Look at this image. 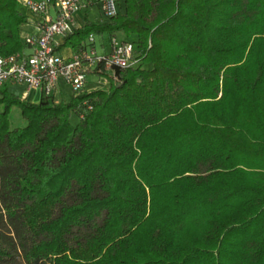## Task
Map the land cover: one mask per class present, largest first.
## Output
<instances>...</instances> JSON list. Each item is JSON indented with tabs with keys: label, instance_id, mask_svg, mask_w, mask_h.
Masks as SVG:
<instances>
[{
	"label": "trees",
	"instance_id": "obj_1",
	"mask_svg": "<svg viewBox=\"0 0 264 264\" xmlns=\"http://www.w3.org/2000/svg\"><path fill=\"white\" fill-rule=\"evenodd\" d=\"M20 8L0 0V54ZM90 33L133 46L105 88L0 87V264H264V0H117L63 44Z\"/></svg>",
	"mask_w": 264,
	"mask_h": 264
},
{
	"label": "built area",
	"instance_id": "obj_2",
	"mask_svg": "<svg viewBox=\"0 0 264 264\" xmlns=\"http://www.w3.org/2000/svg\"><path fill=\"white\" fill-rule=\"evenodd\" d=\"M20 4L33 18H29L21 32L26 47L19 52L0 54V87L22 84L27 90L49 96L63 82L72 92H79L86 87L87 74L100 76L112 67L135 64L132 43L116 36L104 40L106 52L98 50L102 42L99 39L96 47L93 33L69 55L59 51L62 40L79 27L80 13L96 5L103 18H112L117 14V0H20Z\"/></svg>",
	"mask_w": 264,
	"mask_h": 264
},
{
	"label": "rangeland",
	"instance_id": "obj_3",
	"mask_svg": "<svg viewBox=\"0 0 264 264\" xmlns=\"http://www.w3.org/2000/svg\"><path fill=\"white\" fill-rule=\"evenodd\" d=\"M20 9L26 13L28 18L30 19L33 18V15L30 14L23 6ZM87 14H88V17L92 20L98 21V20H101L102 18L100 10L96 5L91 7L87 11ZM117 36H118L117 38L120 39L121 34L119 33ZM95 38H96L95 40H96V47H97L99 44V38L97 34H95ZM129 39L133 40L134 37L131 36ZM86 83L87 85L85 88L88 90H90L91 88H105L108 84V77L104 76L103 74H100V76H98L97 74L89 73L86 76ZM7 89L9 92H11L14 95H17L19 97H24L23 92L25 91V86H22L20 84L8 83ZM71 92L72 91H71L70 86L62 82L60 83V89L54 92L53 96H54L55 101L57 102L68 101L70 98ZM39 97H40V94L37 91H33L30 93L28 99L26 100L30 102H37L39 100ZM9 119H10V123L12 127H21L25 123V121L20 117V111L16 106L11 108V111L9 113ZM71 121L75 123L76 116L73 115Z\"/></svg>",
	"mask_w": 264,
	"mask_h": 264
},
{
	"label": "crops",
	"instance_id": "obj_4",
	"mask_svg": "<svg viewBox=\"0 0 264 264\" xmlns=\"http://www.w3.org/2000/svg\"><path fill=\"white\" fill-rule=\"evenodd\" d=\"M88 11V10H87ZM87 11H85L84 13H80L78 16H77V22H78V25L79 27H81L83 24H84V17L87 16L88 17V14H87ZM89 20L91 21H97V20H92L88 17ZM99 21V20H98ZM78 27V28H79ZM101 46L98 47V50H101V52H106L107 50V46H106V42L105 41H102V43H100ZM66 49V50H65ZM72 48L67 46V45H64L63 44V40H62V46L60 47L59 51L63 54V55H69L70 52H71ZM67 51V52H66ZM22 85V84H20ZM87 85V83H86ZM24 86V85H22ZM35 90H27L26 87H25V91L23 92V95H24V98L28 99L29 95L31 92H33ZM38 92V91H37ZM39 93V92H38ZM26 94V96H25ZM40 94V93H39ZM23 98V97H21Z\"/></svg>",
	"mask_w": 264,
	"mask_h": 264
}]
</instances>
